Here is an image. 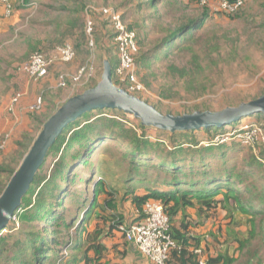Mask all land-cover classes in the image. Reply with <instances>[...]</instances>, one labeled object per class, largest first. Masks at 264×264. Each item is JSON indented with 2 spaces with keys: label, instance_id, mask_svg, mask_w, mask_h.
<instances>
[{
  "label": "rangeland",
  "instance_id": "374dc122",
  "mask_svg": "<svg viewBox=\"0 0 264 264\" xmlns=\"http://www.w3.org/2000/svg\"><path fill=\"white\" fill-rule=\"evenodd\" d=\"M130 1L133 4L129 5V0H44L36 8L16 15L11 28L10 26L0 28V93L4 94L8 81L15 85L27 83L28 79L20 69L33 53H53L56 46L65 42H71L74 45L77 57L70 64L61 62L55 64L49 84L47 86L44 84L42 88L36 90V97L43 98V107L38 112L30 114L34 118L46 120L69 97L97 84L104 70V60L112 59L115 62L117 52L112 29L98 13L93 15L95 44L94 46L89 44L85 27L86 11L88 7L100 9L105 6H112L122 12L126 22L139 34L141 48L139 75L146 89L142 93L132 94L153 104L164 114H183L195 110L219 111L227 106H237L242 102L253 100L264 93V0H247L245 6L235 15L218 13L207 19L203 28L195 29L192 38L180 47H176L168 57L164 58L162 53L166 51L168 45L154 57L155 47L169 32L177 29L180 23L199 17L206 8L198 0H175L177 4L171 6L162 2L154 8L155 10L148 7L138 8L136 6L139 3L138 0ZM217 2V0L211 1L212 11L217 7ZM81 5L86 6L82 8ZM155 11L157 12L154 14ZM142 53L149 55L148 62H143ZM84 65H93L97 69L95 78L83 79L80 82L71 81L66 87L59 86L60 73H75ZM123 87L128 90V82L124 83ZM17 90H20L19 87L15 88L13 94L19 92ZM101 116H114L129 127L138 126L140 121L133 115H125L120 110L109 108L92 112L88 117L93 120ZM38 121L35 120L30 132L33 137L42 126ZM255 124L262 127L264 118L252 114L242 117L235 123L222 126L221 133L214 128L210 132L201 129L194 132V143H198L200 148L207 147L206 143L210 140L213 143L217 137H227L228 133L236 131L235 139L231 138L222 142L221 149L217 147L210 152L207 151L203 156H198L196 168H210L213 165L215 172L224 173L230 171L236 164L238 172L251 170V175L262 177L264 182L263 152L259 154V147L264 146L263 140L261 141V136L258 134L254 141H251L249 133L244 130L245 126ZM146 134L152 140H163L166 147L174 145L168 134L159 129L150 128ZM188 145L190 144H186V147ZM20 153L21 149L18 153L17 149L7 146L4 153L0 151V156L4 158L3 163L13 167L20 161ZM224 154L227 164L221 166V158ZM59 155L60 152L55 149L48 156L40 170L39 179L26 198L27 202L40 203L43 192L50 195L45 181L50 178ZM118 156L120 155L113 146L108 148L101 146L97 153L91 155V158L101 165L105 173L104 177L110 181H116L118 176L114 175V169L117 168L115 163ZM202 158L205 166L201 164ZM256 160L263 165L254 164ZM88 174H90L89 170L82 175L87 177ZM156 174L152 171L149 176ZM249 178L248 183L254 180ZM43 179H45L44 182ZM4 181L5 178L1 182ZM232 181L236 186L240 178L234 176ZM79 184V193L86 191V185L82 181ZM71 185L74 190L75 185L73 186V183ZM92 187L93 185L89 184V189ZM238 189L244 193L247 192L244 190V185L239 186ZM224 197L220 194L217 197L220 202L212 208L196 202L194 206L185 208L180 216L185 218L191 234L200 238V252L195 259L197 260L199 256V261L202 259L206 261L213 256H222L233 259L232 264H264V201L259 204L260 200H256L254 205L248 206L249 209L256 205H261L263 208L255 207L254 213H246L243 212L237 199ZM76 210L77 206L72 205L70 201L65 200V203L63 201L62 213L70 211L75 214ZM111 214V209L103 212L105 216ZM179 221L173 224L179 225ZM36 223L37 221H34V224ZM47 226L46 223L42 225L41 231L49 233L50 229ZM74 232L75 228L67 230L65 240L71 241L76 234ZM3 233L8 235L6 245L9 247L16 238L9 231ZM59 251H61L60 254L71 253L65 247L60 248ZM49 255L53 257L55 254Z\"/></svg>",
  "mask_w": 264,
  "mask_h": 264
},
{
  "label": "trees",
  "instance_id": "16d2710c",
  "mask_svg": "<svg viewBox=\"0 0 264 264\" xmlns=\"http://www.w3.org/2000/svg\"><path fill=\"white\" fill-rule=\"evenodd\" d=\"M18 1L21 5V7L19 6L20 9H29V11L40 5L39 0ZM138 1L139 3L136 5L138 8L154 9L162 2L170 6L177 4L175 0ZM130 4L133 3L129 0ZM81 6L85 8L86 5ZM204 7L206 9L199 17L192 18L186 23H180L177 29L172 31L170 29L171 32L155 47L154 57L167 45L168 48L162 53V58L168 57L176 47H180L189 38H192L195 29L203 28L207 19L222 13L217 10L212 11L210 7ZM140 52L141 48L137 55L139 69L141 66ZM148 58L147 53H142L143 62H148ZM110 61L113 65L114 74L116 61L114 62L112 59ZM172 67L176 68L174 65ZM103 109L105 108L91 110L82 115L76 122L71 123L51 148L48 156L55 149L60 152V155L53 166L54 169L51 171L50 178L45 181L46 189L49 188L50 195L43 192L40 203L33 204L26 201L33 185L40 177V170L42 169L40 167L28 194L24 197L22 206L16 210L11 224L4 228L13 233L16 238L9 247L6 245L8 235L3 233V229L0 230V264H108L106 262L108 247L103 240L115 234V231L120 232L125 238L121 226L129 227L135 223H141L146 218L145 205L150 200H156L163 205L171 223L170 233L176 242V247L171 250L167 264H199V256L197 260L195 256L198 254L196 250L200 249L201 242L198 236L191 234V229L185 218L180 217L185 208L194 206L196 202L209 208L215 207L217 202H220V199L217 198L220 194H223L225 199L228 197L237 199L243 212L246 213H254L255 207H262L261 205H256L251 209L248 207L254 205L256 200H260L259 204L264 201L262 177L251 175V170L238 172L236 164L230 171L224 173L215 172L213 165L210 168H196L198 156H203L207 151L210 152L217 147L221 149L220 146L223 145L222 143H212L210 140L207 142H210L209 144L206 143L207 147L198 148V143H194V132L200 129L176 133L161 130L168 134L169 139L174 144L166 147L163 140H152L146 134L150 127L143 126L140 121L138 126L129 127L114 116H101L93 120L88 117L92 112ZM122 113L126 115L125 112L122 111ZM255 114L263 117L260 113ZM37 120L41 125L45 122L39 118ZM212 128L221 133L223 127H208L201 128V130L210 132ZM21 137L22 139L16 143L18 153L21 149L18 164L13 167L5 163L0 165V195L36 136L33 137L30 132H25ZM186 144H190L187 146L188 148ZM101 146H105V148L113 146L120 155L115 163L117 168L114 170L124 174L125 192L121 201L122 203L130 201L135 207L136 215L128 218L122 213L111 214L110 216L103 215L107 209L113 210L117 205L114 204L115 199L113 198L116 189L110 186V190L107 187L108 184L103 179L105 173L101 165L95 163L94 158H91V155L97 153ZM259 148V154L263 152L264 158V146ZM203 158L205 159V157ZM203 158L201 164L205 166ZM247 163L251 164L249 161ZM225 164L227 162L224 154L220 165L224 166ZM254 164L263 165L258 160ZM87 170L90 171V174L84 177L85 175L82 174ZM152 171L157 174L149 176ZM97 174H100L101 177ZM234 176L240 178V182L236 186L232 181ZM4 178L5 181L1 182ZM248 178H254V180L248 183ZM81 181L86 185V191L79 193V182ZM71 183L73 186L75 185L74 190H72ZM89 184L93 185L92 189H89ZM241 185H244L246 193L238 189ZM141 187L144 189H140ZM102 194L105 196L101 201L100 196H103ZM65 200L77 206L75 214L70 211L65 214L61 212ZM179 217L180 221L178 220ZM100 219H102L101 224ZM34 221L37 223L34 224ZM175 221H179V225L173 224ZM45 223L48 224L49 233H45L44 230L41 231L42 225ZM70 228H75L74 233L76 234L71 241H67L65 234ZM62 247L71 253L60 254L59 249ZM191 247L193 248L191 249ZM50 253L55 255L52 257L49 255ZM206 262L207 264H232L234 260L229 257L213 256L208 258Z\"/></svg>",
  "mask_w": 264,
  "mask_h": 264
},
{
  "label": "built area",
  "instance_id": "2783aa9c",
  "mask_svg": "<svg viewBox=\"0 0 264 264\" xmlns=\"http://www.w3.org/2000/svg\"><path fill=\"white\" fill-rule=\"evenodd\" d=\"M6 6L5 13L11 15L14 6L11 0H0ZM212 0H198L202 6L212 7ZM217 7L213 11H220L229 15L237 14L246 3V0H217ZM35 4V3H32ZM86 17V34L89 38V44H95V20L93 15L99 14L101 18L112 29V36L117 52V62L114 67V80L117 84L123 86L128 82L129 91L132 93H142L145 89V83L139 75V64L137 55L140 51L139 38L135 29L131 28L126 22L122 12L114 7H102L100 9L88 7ZM77 57V51L71 42H65L55 47L53 53H33L29 60L21 67V70L32 79L39 80L48 75L50 69L57 62L71 63ZM97 69L93 65H84L78 68L75 73L59 74V86L66 87L69 82H80L83 79L91 80L95 78ZM22 93H16L10 100L8 108L13 110ZM43 107V98L38 97L37 101L30 106V110L38 112ZM254 141L255 136L260 134L264 144V127L258 124L247 125L244 127ZM236 131L228 133L225 137L214 139L216 143H222L235 139ZM238 132H240L238 130ZM238 134V133H237ZM8 135L0 134V150L6 146ZM213 142V143H214ZM146 218L141 223H135L129 227L121 226L125 239L135 244L140 252L149 260L150 264H167L170 252L176 247L170 229L171 223L168 215L165 213L163 205L156 201L150 200L145 205ZM7 229H3V232ZM197 253L200 249L196 250ZM199 264H207L205 260H200Z\"/></svg>",
  "mask_w": 264,
  "mask_h": 264
},
{
  "label": "water",
  "instance_id": "95a60500",
  "mask_svg": "<svg viewBox=\"0 0 264 264\" xmlns=\"http://www.w3.org/2000/svg\"><path fill=\"white\" fill-rule=\"evenodd\" d=\"M98 108L117 109L133 115L143 126L176 133L230 125L255 113L262 114L264 118V94L219 111L164 114L153 104L117 84L113 76V65L109 59H105L100 81L69 97L43 123L0 195V230L11 224L16 210L22 206L40 167L62 132L82 115Z\"/></svg>",
  "mask_w": 264,
  "mask_h": 264
},
{
  "label": "crops",
  "instance_id": "0c3cea01",
  "mask_svg": "<svg viewBox=\"0 0 264 264\" xmlns=\"http://www.w3.org/2000/svg\"><path fill=\"white\" fill-rule=\"evenodd\" d=\"M40 2L44 0H39ZM14 10L13 13L9 16L5 13V4L0 1V28H11L13 23V19L16 15H20L23 12H27L29 9H20L21 7L19 1L17 0H11ZM16 6V10H15ZM23 7V6H22ZM116 62H117V53H116ZM62 63V62H61ZM72 63V62H71ZM56 64V63H55ZM60 64V63H58ZM57 64V65H58ZM63 64H70V63H63ZM55 68V65L52 66L50 69L48 75L45 77L35 80L32 79L30 76H28L26 73L24 75L27 77L28 81L27 83H19L15 85V83H12L8 81L6 83V88L4 90V94L0 93V134L1 135H8L7 141H6V148L11 149H17V141L21 139V136L25 132H31L33 129V124L35 123V120L39 117L34 118L30 110V106L37 101L36 97V90L42 88V86L45 84L46 86L49 84V78L53 76L52 70ZM57 72L59 71V65L56 66ZM21 70V69H20ZM72 72V71H69ZM59 78V76H58ZM19 87L20 90H17L22 93V97L19 99L13 110H9L8 105L11 100V98L16 94H13L15 92V88ZM49 88V87H48ZM18 93V92H17ZM5 148V149H6ZM4 149V150H5ZM4 150H0L3 151ZM2 156H0V165L3 163ZM116 176H118V179L116 181L109 180L107 177L103 176V179L108 184V188L110 186L114 187L116 189V193L114 194L113 198L115 199V203L117 207H115L112 210V214H119L122 213L127 216L136 215L137 212H135V207L132 205L130 201H127L125 203H122L121 198L124 196V174L122 172H118L117 170H114ZM104 175V174H103ZM111 188V187H110ZM109 188V189H110ZM140 189H144V187H141ZM111 190V189H110ZM105 196L104 194H102ZM103 196H100L101 201ZM96 222V220H95ZM94 222V223H95ZM100 222V221H99ZM102 221L100 222V224ZM105 244L108 247V251H106V259L108 264H150L149 260L140 252L138 247L128 242L123 235L115 231V234L111 235L110 237H107L105 240H103ZM117 257V259H115ZM109 259V260H108ZM82 264V263H80Z\"/></svg>",
  "mask_w": 264,
  "mask_h": 264
}]
</instances>
